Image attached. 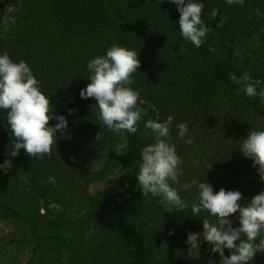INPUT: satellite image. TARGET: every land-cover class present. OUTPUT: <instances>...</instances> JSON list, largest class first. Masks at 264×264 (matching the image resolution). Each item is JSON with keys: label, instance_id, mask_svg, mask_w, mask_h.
<instances>
[{"label": "trees", "instance_id": "obj_1", "mask_svg": "<svg viewBox=\"0 0 264 264\" xmlns=\"http://www.w3.org/2000/svg\"><path fill=\"white\" fill-rule=\"evenodd\" d=\"M17 1L11 30L0 5V54L27 62L68 128L57 133L50 158L30 157L24 149L13 157L15 137L0 109V164L12 163L6 173L0 168V264H206L210 254L219 264V253L208 251L202 235L200 248L186 242L189 232H203L204 219L216 222L206 211L194 216L191 204L205 181L214 192L239 190L242 206L264 191L258 166L239 149L251 130H264V103L243 88L247 73L258 92L264 89V0L243 6L198 0L210 28L199 48L181 36L180 13L169 0ZM213 9L219 12L214 18ZM221 17L226 22L217 27ZM112 45L134 50L141 62L128 85L146 112L134 135L109 130L97 117L95 98L80 96L90 83L88 61ZM168 116L174 117L170 142L191 176L184 184H192L187 191L177 187L189 204L179 212H168L159 197L145 198L136 176L141 149L152 143L142 132L145 121ZM182 122L190 145L178 136L175 125ZM56 123L53 118L49 126ZM198 146L206 161L194 169L189 156ZM114 171L121 174L115 185L91 190L93 181ZM229 219L239 227L238 213ZM250 264H264V252Z\"/></svg>", "mask_w": 264, "mask_h": 264}, {"label": "clouds", "instance_id": "obj_2", "mask_svg": "<svg viewBox=\"0 0 264 264\" xmlns=\"http://www.w3.org/2000/svg\"><path fill=\"white\" fill-rule=\"evenodd\" d=\"M169 2L174 3L180 13L181 36L196 48L201 47L210 31L202 20L204 4L198 0ZM226 3L243 6L244 0H226ZM218 13L217 9H213L211 15L214 18ZM257 15H262L259 10ZM225 22L221 17L217 27H222ZM254 39V47H259V35L254 36ZM180 51L186 49L181 48ZM211 51L215 52L216 49L212 48ZM234 55L244 58L239 51H235ZM140 67L139 54L118 45H112L106 54L95 56L87 63L90 83L81 89L80 96L84 99L95 98L97 103L94 106L99 109L98 119L114 133L126 131L136 134L138 123L145 114L138 107L139 93L128 86L133 83V74ZM243 80L246 95L250 98L258 95L264 103V89L258 92L255 84L248 82L247 73L243 75ZM0 109L7 111V123L11 135L15 137L14 150L10 153L13 157L19 154L20 149H24L30 157L50 158L53 148L57 149V133L65 134L68 128L65 116L53 112L49 96L41 91L40 81L27 62H15L7 52L0 54ZM53 118L58 123L49 126ZM173 120V116H168L162 122L153 119L145 121L144 127L150 129L156 139L141 149V163L136 176L138 187L145 198L149 194L159 197L168 212H179L187 209L189 204L173 187L179 184L178 169L183 164L176 145L170 142ZM175 127L178 136L186 144L193 143L191 137L186 138V123H178ZM239 149L246 158L252 160L253 166H258L260 179L264 181V130H251ZM0 168L6 173L12 168L11 161L5 160ZM20 179L28 183L27 177ZM48 182L55 184V178L49 177ZM191 187L192 184H184L183 190L187 191ZM197 188L198 199L191 204L192 214L199 216L201 211H206L216 217V222L204 219L202 233H188L186 242L190 244V249L200 248L198 236L202 235L212 245L211 251L219 253V264H250L257 252H264V191L242 206L239 202L242 193L239 190L221 188L214 192L212 185L206 181L199 183ZM26 190H30V186ZM50 207L59 208V205L53 203ZM235 213H238L240 224L234 228L229 217ZM257 240L259 243H255ZM225 249L231 250V254L225 255Z\"/></svg>", "mask_w": 264, "mask_h": 264}, {"label": "rangeland", "instance_id": "obj_3", "mask_svg": "<svg viewBox=\"0 0 264 264\" xmlns=\"http://www.w3.org/2000/svg\"><path fill=\"white\" fill-rule=\"evenodd\" d=\"M1 4H3L4 8L7 9V14H6V17H5V22H6L5 26H6L7 30L8 29L11 30V28L13 26V23H14V20H15L14 13L17 12V8H18V1L17 0H0V5ZM0 12H1V8H0ZM138 107L141 108L144 113H146L144 108H143V106H142V103L139 102V101H138ZM142 132H143V134L145 135V137L147 139L152 141V143L155 142V139H156L155 135L151 132L150 129H146L144 127L142 129ZM208 144H209V142H208V138H207V142H203L202 146L205 147ZM207 148H209V147H207ZM203 150L204 149L201 146H198L193 152L191 151V153H190L191 155L189 156V158H190L189 163L193 165L192 167L194 169L199 167L201 162H205L206 161V159H205L206 156H205ZM183 162H185V161H183ZM96 168H98V167H96ZM116 172L117 171H114L113 173L111 172L108 176L105 177L104 180L93 181L91 183V185H90L91 186V190L94 191L95 188H105V187H109V186L115 185L118 182V180L120 179V176H121L120 173L116 174ZM187 173H188V169L185 167V164L183 163L178 169L179 184H174L173 187L177 188L179 185L185 183V179H190L191 176L188 175ZM192 180H196L197 181V179H192ZM203 242H204V245L206 246V248L208 249V251L211 252L212 245H210L204 239H203ZM209 256H210L209 260H208V262H206V264H216L215 258L212 257L213 255L210 254Z\"/></svg>", "mask_w": 264, "mask_h": 264}]
</instances>
